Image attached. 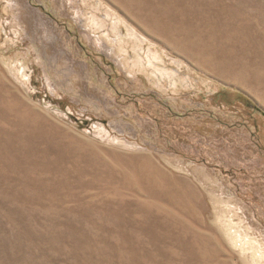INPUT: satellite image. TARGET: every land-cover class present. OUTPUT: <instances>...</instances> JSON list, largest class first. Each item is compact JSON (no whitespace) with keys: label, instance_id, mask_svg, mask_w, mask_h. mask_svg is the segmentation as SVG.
<instances>
[{"label":"rangeland","instance_id":"1","mask_svg":"<svg viewBox=\"0 0 264 264\" xmlns=\"http://www.w3.org/2000/svg\"><path fill=\"white\" fill-rule=\"evenodd\" d=\"M0 264H264V0H0Z\"/></svg>","mask_w":264,"mask_h":264}]
</instances>
